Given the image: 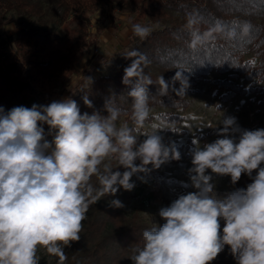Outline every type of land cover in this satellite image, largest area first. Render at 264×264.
<instances>
[{"label": "clouds", "instance_id": "9594fccd", "mask_svg": "<svg viewBox=\"0 0 264 264\" xmlns=\"http://www.w3.org/2000/svg\"><path fill=\"white\" fill-rule=\"evenodd\" d=\"M132 31L143 38L150 29L133 24ZM172 79L180 83L176 94L185 95L187 79L180 72ZM85 80L91 83L90 77ZM122 83L130 86L132 127L117 126L122 113L112 98L105 103L106 116L81 114L71 99L7 112L0 107V264H39L41 248L65 264V248L80 240L92 204L120 188L132 191V176L148 165L158 168L170 154L180 158L157 132L145 134L139 143L134 134L150 115L148 86L153 81L142 58L132 59ZM157 83L159 95H167L163 75ZM84 103L92 107L87 96ZM43 125L55 130L52 142ZM220 125L213 142L199 146L194 141L189 172L196 191L160 209L165 223L143 231L129 256L132 264H211L226 246L236 264H264V129H242L235 117L223 116ZM112 160L125 171H113ZM212 174L229 176L233 185L242 174L252 182L217 195ZM109 206L123 204L114 199Z\"/></svg>", "mask_w": 264, "mask_h": 264}, {"label": "trees", "instance_id": "16d2710c", "mask_svg": "<svg viewBox=\"0 0 264 264\" xmlns=\"http://www.w3.org/2000/svg\"><path fill=\"white\" fill-rule=\"evenodd\" d=\"M139 1L149 33L143 38L131 36V46L113 73L99 75L77 88L70 99L76 102L81 114L96 111L106 116L105 103L112 98L113 106L122 113L117 126L132 127V100L127 95L130 86L124 85L122 78L124 69L138 58H142L144 72L153 81L148 86L150 115L145 124L156 117L177 120L179 112L190 103L189 95L212 72L226 75L212 80L222 95L253 92L264 100V0H0V26L7 13L42 17L50 11L57 15L59 26L67 19L87 21L90 14L105 13L108 7L131 10ZM87 36L84 28L73 34H59L52 28L20 27L7 36L17 53L5 52L1 43L4 40H0V107L5 112L17 106L31 108L39 94L32 82L36 77L58 80L71 72L84 54ZM133 51L136 55L128 57ZM176 72L182 73L190 85L185 95H177L174 90L180 88V83L172 79ZM162 75L169 84L165 96L159 95L157 83ZM85 96L92 107L85 105ZM43 127L46 139L52 142L55 130L50 132L47 125ZM141 132L142 128L134 133L138 143L142 142ZM109 163L113 171L124 169L115 168V160ZM92 182L99 187L95 177ZM251 182L242 174L236 185L245 188ZM114 199L116 195L106 196L90 206L80 240L65 248L68 257L65 264L132 262L129 256L150 225L120 207L109 206ZM47 259L42 264H57V257L47 254ZM211 264H236V261L232 255L220 253Z\"/></svg>", "mask_w": 264, "mask_h": 264}, {"label": "rangeland", "instance_id": "374dc122", "mask_svg": "<svg viewBox=\"0 0 264 264\" xmlns=\"http://www.w3.org/2000/svg\"><path fill=\"white\" fill-rule=\"evenodd\" d=\"M140 4L141 1L131 10L108 7L105 13L90 14L87 21L67 19L59 26L56 24L57 15L50 11L42 17L7 13L0 26V40H4L1 42L3 50L8 53H17L16 46L8 42L7 36L13 35L20 27L52 28L59 34H73L78 28H84L88 32L84 54L71 72L58 80L45 81L36 77L32 82L39 92L33 104L46 106L53 101L70 99L80 85L88 82L85 78L90 77L92 80L99 75L113 73L131 46L130 39L134 34L132 25L140 24L150 29ZM225 76L214 72L205 76L197 90L189 95L190 103L179 112L177 120L164 121L156 117L142 127V141L145 134L157 132L170 153L175 149L180 154L179 159H172L170 154L158 168L148 165L146 171L132 176L131 181L135 184L132 191L120 188L116 193V198L123 204L120 208L138 216L150 228L165 223L159 216L161 208L170 206L180 195L196 191L189 172L192 167V152L196 147L194 141L202 146L219 138L217 132L222 127L220 122L223 116L235 117L242 129H264V100L253 92L222 95V91L212 84V80ZM240 82L248 85L247 82ZM137 162L140 164L139 160ZM212 175L217 195L241 188L233 185L229 176ZM221 253L231 255L227 246ZM37 255L39 264L47 259L46 251L42 248Z\"/></svg>", "mask_w": 264, "mask_h": 264}]
</instances>
